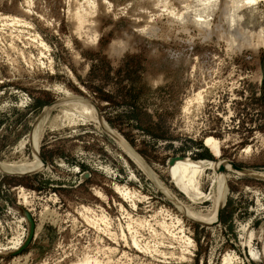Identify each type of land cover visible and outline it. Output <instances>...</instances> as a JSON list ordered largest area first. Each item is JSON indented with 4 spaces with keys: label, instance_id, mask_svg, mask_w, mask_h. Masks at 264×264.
<instances>
[{
    "label": "rangeland",
    "instance_id": "374dc122",
    "mask_svg": "<svg viewBox=\"0 0 264 264\" xmlns=\"http://www.w3.org/2000/svg\"><path fill=\"white\" fill-rule=\"evenodd\" d=\"M97 1L95 44L69 20L71 0H0V161L40 159L29 136L52 108L38 149L45 168L0 170V264H264V179L231 172L215 225L189 218L163 190L209 214L211 162L264 173V45L230 47L213 31L218 11L209 34L183 25L181 0ZM257 8L260 19L264 0ZM120 40L128 45L118 53ZM73 96L96 107L158 182L98 120L58 117L54 105ZM176 156L205 163L207 196L179 187L168 168ZM27 212L41 226L19 251Z\"/></svg>",
    "mask_w": 264,
    "mask_h": 264
},
{
    "label": "bare ground",
    "instance_id": "6f19581e",
    "mask_svg": "<svg viewBox=\"0 0 264 264\" xmlns=\"http://www.w3.org/2000/svg\"><path fill=\"white\" fill-rule=\"evenodd\" d=\"M259 1L260 0H181V3H183V7L176 14L183 25L194 24V26L199 28V30L207 31L211 28L212 16L218 11L220 12L219 18L221 21L216 25L214 24L215 30L213 31H216L219 37L225 38L229 46L232 48L234 46H254L255 48H258L260 46L263 47L264 45V17H260V19H258L259 17L256 12L258 9L257 5ZM154 2H156L157 5L163 4L164 6H168L170 0H155L153 1V3ZM99 5L100 3L97 0H71V3L68 7V14L70 18L69 20L72 21L75 29L81 34H87V36L89 37L87 38V40L95 44L98 42L99 33L94 17L100 10ZM260 15L261 14H259V16ZM246 19H248L250 25L247 23ZM149 24L147 25L149 26ZM152 24L154 25V23ZM150 27V29H153L152 27L155 28V26ZM147 33H150V31ZM206 34H209V32L207 31ZM113 43L114 44H112L111 47L118 53H121V51H123L128 45L127 42L121 40L117 42L114 41ZM83 100L90 102L89 100L80 96H73L56 103V105L54 106H57V104L61 103L60 107H62V110H60L61 112L60 114H58V117H63L64 121L67 123L80 121L79 115L84 116V114L89 115L93 120H98L106 133L113 139H115L124 149H126L134 159L137 158V162L142 165L145 171L150 176H153L158 182V177L152 172V170L146 164L140 154L137 153L130 146V144L126 142L122 135L115 134L112 131L106 121L98 116L99 113L97 112L96 107L91 102L90 103L94 107V109L90 108V106ZM51 109L48 110L47 108L44 111L41 117L37 120V123H35L34 128H32V132L30 131L31 134L29 136V140L32 143L34 153L36 154V156L38 155L40 159H37L36 157L35 159H33L34 162H25V160L21 163L0 161V170H4L10 173L24 174L26 171H33L34 168H45L46 164L43 163L41 156H39L38 149L42 133L48 126L49 119L51 118ZM78 112L80 114H78ZM56 122H53L52 126L56 125ZM205 141L206 145L211 147L212 154L214 153L216 156H219L221 154L218 140L214 139L213 137H207V140ZM211 165L214 170V181L216 183V189L212 197L213 206L209 214H204L201 211L193 210L179 198L175 197V193H173L169 188L165 186L163 187V190L168 194V197L177 205H179V207L181 206V210L183 211V213H185L192 220L207 225H215L220 222L221 215L219 217V213L222 210L227 199L226 197L229 190V178L231 172L238 171L243 175H249L264 179V173L248 170L245 168L236 169L229 159H219L216 162H211ZM220 167H224V169L222 170ZM168 168L174 180L178 183L179 187L183 190H186V194L188 195V197L195 200L207 196L204 195V193L201 191V178L206 169L205 163H203L202 161H195L187 157H180L175 160L173 165L168 166ZM236 174L239 173L236 172ZM25 201L27 200L25 199ZM25 219L28 221L27 217H25ZM198 219L216 221L213 223H207L197 221ZM40 226L41 224L38 225L37 230L40 228ZM37 230L35 228V232ZM19 243H21V239H18L14 243V246H19ZM0 249L2 250V248ZM88 259L80 262V264L92 263ZM225 260L226 261L223 264H227L229 262L228 257H226ZM230 264L233 263L231 262Z\"/></svg>",
    "mask_w": 264,
    "mask_h": 264
},
{
    "label": "water",
    "instance_id": "95a60500",
    "mask_svg": "<svg viewBox=\"0 0 264 264\" xmlns=\"http://www.w3.org/2000/svg\"><path fill=\"white\" fill-rule=\"evenodd\" d=\"M178 158H180V156H176V157H172V158H170L169 161H168V165H169V166L173 165L174 162H175V160L178 159ZM231 163H232V165H233L236 169H243L242 167L236 165L234 162L231 161ZM220 168H221L222 170L224 169V167H220ZM220 215H221V211H220V213H219V217H220ZM26 217H27V219H28V221H29V223H30L29 233H28V237H27V239H26L24 245L19 249V251H22L24 248H26V247L30 244V242L32 241V239H33V237H34V235H35V228H36V226H35L34 218H33L32 215H31L30 213H28V212L26 213Z\"/></svg>",
    "mask_w": 264,
    "mask_h": 264
}]
</instances>
